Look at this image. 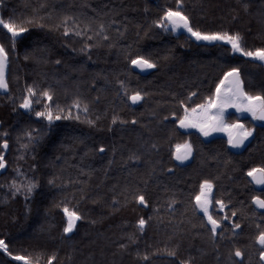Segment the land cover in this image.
<instances>
[{"label": "trees", "instance_id": "obj_1", "mask_svg": "<svg viewBox=\"0 0 264 264\" xmlns=\"http://www.w3.org/2000/svg\"><path fill=\"white\" fill-rule=\"evenodd\" d=\"M167 7L175 9V0H0V17L34 20L23 24L28 31L16 38L14 50L0 26V44L8 53V91L0 94V134L7 132L8 140L7 149L0 148L6 161L0 169V239L13 256H39L40 264L50 255L53 264H180L189 258L191 264H262L264 246L256 237L264 231V211L251 198L264 199V190L253 189L247 171L264 167V124L245 120L253 135L234 151L223 137L207 142L177 120L184 106L213 96L233 67L245 91L264 95V65L233 53L227 42L196 41L183 30L158 28L154 21ZM181 10L194 28L238 32L246 49L264 47V0H183ZM65 15L75 18L67 26L83 36L64 35ZM101 23L104 31L97 35ZM85 44L92 47L81 51ZM137 55L150 57L156 68L139 73L130 63ZM28 85L38 93L31 111L19 107ZM44 89L63 116L74 99L81 109L72 107V118L49 125L35 116L44 110ZM125 89L127 95L140 91L143 99L133 104ZM190 93L196 95L189 99ZM185 140L194 152L186 167L172 155ZM205 179L213 183V201L225 204L222 211L212 208L214 218L229 217L221 219L215 242L195 208ZM13 181H34L37 187L26 199L23 189L13 195ZM140 194L146 206L135 199ZM65 204L82 217L69 234L62 231ZM141 217L147 222L143 232ZM234 223L240 224L236 231ZM0 264L22 263L0 251Z\"/></svg>", "mask_w": 264, "mask_h": 264}, {"label": "snow or ice", "instance_id": "obj_2", "mask_svg": "<svg viewBox=\"0 0 264 264\" xmlns=\"http://www.w3.org/2000/svg\"><path fill=\"white\" fill-rule=\"evenodd\" d=\"M176 8L167 7L164 9L163 14L154 21L155 26L163 29L166 32L176 33L178 30L183 29L187 32L190 37L194 38L196 41H225L228 45L231 46V51L233 53H240L243 57L252 58L253 61L259 62L264 65V47H257L255 49H246L242 43V36L238 32L230 33L228 31H202L199 28H194L190 17L185 14L181 9L183 7V0H175ZM40 7H44V5H40ZM245 10L248 9V5H244ZM35 11V9H34ZM264 14V13H262ZM72 20L75 24V18L65 15L63 17L62 23L64 25V35L68 36L70 33H74L77 36H83L84 32L69 28L68 22ZM34 22L33 19H26L22 23H17L12 17L8 19H4L0 17V26L7 30L12 38V47L15 49V40L16 38L28 31L23 24H32ZM39 23V21H35ZM78 28V25H77ZM86 30L91 31V25L85 26ZM104 31V25L101 23L99 25V32L97 35H102ZM104 40H107V36H102ZM91 39V37H89ZM91 44H85L81 51H86L91 48ZM27 59V57H25ZM8 62V53L3 44H0V89L7 90L8 82L5 77V69ZM59 63V61H57ZM130 63L137 68L140 69H154L156 68V64L150 57H145L141 55L135 56V58H131ZM123 86V82H121ZM223 86V87H222ZM125 94L127 95V89H125ZM38 93L34 86L28 85L25 88V93L23 95L22 102L19 104L21 109L31 111L35 98ZM195 93L189 94V99L195 96ZM39 96L45 98L44 110L36 111L35 116L38 118L45 119L49 125L53 123V121L60 120L62 118H72L71 108L75 107L76 109H81L82 105L79 98L74 99L72 101V105L69 107V111L67 116H63L62 113L64 109L59 105L55 110L51 107V102L53 100V95L48 89H44L39 92ZM127 99L132 103H136L143 99L140 91H134L131 95H127ZM180 104L183 105L184 102L180 101ZM229 107L235 108L238 113H248L251 115L253 120L264 121V95L256 94L253 95L244 90V82L240 77V70L238 68H230L228 71L224 72L223 77L220 79L219 83L216 85V90L213 96H209L206 98V102L202 104H197L195 107L188 108L187 106L183 107V115L180 116L177 120L179 126L181 128H197L200 133L204 136L210 135L211 132L222 130L228 133V144L232 147H239L242 145L245 140H247L250 136L253 135L254 129L246 127L240 119L238 118L233 123H227L225 120V112ZM15 111V109H14ZM83 112H88V105H83ZM175 115V113H173ZM75 119L79 120L80 116L76 115ZM118 117L113 116L112 122L115 123ZM135 123V119L132 121ZM87 123L94 124L95 122L92 120H88ZM29 141L32 139L31 132H27ZM7 136V132L0 134V148L7 149L8 140L4 137ZM22 147H26V145H21ZM99 152L103 153L105 148L101 145L98 149ZM193 153L192 144L185 140L183 143H177L175 145V151H173L172 155L177 161H185L187 160ZM135 158V157H133ZM111 163V161L109 162ZM6 167V161L4 159V152L0 151V169ZM247 176L251 177L252 182L257 185H264V167H253L247 171ZM52 183V181H49ZM14 189L13 195L16 192H20L22 189L25 193V197L27 199L33 192V189L37 187V184L33 182H29L25 185H17L15 181L10 185ZM199 192L194 197L195 199V208L203 213V216L206 218L207 224L210 225V233L213 242H215V238L218 232V227L221 224V219H229L228 216H224L221 219L214 218L211 208L217 207L219 210H223L225 208V204L222 200L213 201V183L210 180H203L199 185ZM135 199L142 205H147V200L143 194L135 196ZM253 203L258 206L260 209H264V199L260 196L252 197ZM172 203H175L173 201ZM171 207V204H169ZM63 213L66 218V224L63 227V233L69 234L72 233L76 227L77 221L82 219L80 214L76 210L69 209L67 204L63 206ZM235 215V212L232 213ZM151 219V217H149ZM146 220L141 217L137 224L139 226V230L143 232L144 227L146 225ZM203 223V221H202ZM233 229L240 228V224L234 223L232 224ZM222 236V233H221ZM256 241L264 246V231L259 232L256 237ZM120 248H125V244L119 245ZM0 249L3 250L9 257H12L14 261L22 262V264H40L41 257H32L30 255H21L16 254L13 256V253L8 250V245L4 239H0ZM168 254L170 256L175 257L176 252L174 250H169ZM139 255V253H138ZM262 264H264V251L259 253ZM235 256L241 257L242 252L239 249L235 250ZM147 259V256L144 257ZM55 260V255H50L47 257L46 264H53ZM180 264H191V258L180 261Z\"/></svg>", "mask_w": 264, "mask_h": 264}, {"label": "flooded vegetation", "instance_id": "obj_3", "mask_svg": "<svg viewBox=\"0 0 264 264\" xmlns=\"http://www.w3.org/2000/svg\"><path fill=\"white\" fill-rule=\"evenodd\" d=\"M7 93V92H6ZM5 94V93H4ZM239 118V116H238V114H237V112L235 111V108H233V109H231V111L229 112V114L226 116V121L227 122H229V123H233V122H235L237 119ZM240 119V118H239ZM247 119H250L251 121H253V122H255V123H261V124H264V123H262V122H260L259 120H253L252 119V117H251V115L250 114H248V113H246V117H244L243 119H240V121L243 123V124H245V120H247ZM179 125V124H178ZM245 126H246V124H245ZM180 127V126H179ZM181 128V127H180ZM184 131H191V130H193L191 127H189V128H182ZM194 131V130H193ZM217 136H220V137H223L225 140H226V142H227V146L229 147V144H228V136H224V135H218V134H214V135H212L210 138H204V137H202L205 141H211L214 137H217ZM249 139V138H248ZM248 139L246 140V142H245V144L247 143V141H248ZM244 144V145H245ZM244 145L239 149V150H241L243 147H244ZM239 150H237V151H239ZM194 161V152L192 153V155L187 159V160H185V161H177L176 160V163L177 164H179L180 166H188L189 164H191L192 162ZM248 180H249V182L251 183V185H252V187H253V189L256 191V192H261V191H263L264 190V187L263 188H261V189H256L255 188V186H254V184L251 182V180H250V177L248 176ZM255 196H259V195H255ZM261 197V196H260ZM262 198V197H261ZM263 199V198H262ZM251 203H252V198H251ZM253 205V204H252ZM231 219H233V218H231ZM227 219H223V221H226ZM220 228H221V224H220ZM219 228V229H220Z\"/></svg>", "mask_w": 264, "mask_h": 264}, {"label": "water", "instance_id": "obj_4", "mask_svg": "<svg viewBox=\"0 0 264 264\" xmlns=\"http://www.w3.org/2000/svg\"><path fill=\"white\" fill-rule=\"evenodd\" d=\"M181 30H183V29H181ZM184 31V30H183ZM187 33V32H186ZM133 68L135 69V70H137L139 73H141V74H145L147 71H148V69H140V68H137L136 66H134L133 65ZM8 91V89L7 90H4V89H0V94H4V93H6ZM140 101H138V102H136V103H133V104H137V103H139ZM236 111V110H235ZM237 112V111H236ZM237 114H238V116H239V118L240 119H243L244 117H246V113H238L237 112ZM260 121V120H259ZM260 122H262V123H264V121H260ZM245 142H246V140H245ZM245 142L242 144V145H240L239 147H232L231 145H229V148L231 149V150H234V151H237V150H239L244 144H245ZM250 180H251V177H250ZM251 182H252V180H251ZM253 184H254V186H255V188L256 189H261V188H263L264 187V185H257V184H255L254 182H252ZM252 204H253V207L256 209V210H258V211H264V209H260L258 206H256L254 203H253V201H252ZM219 228H220V225H219V227H218V230H219ZM236 230H238V229H234V231H236ZM257 244H259L258 242H257ZM260 245V244H259Z\"/></svg>", "mask_w": 264, "mask_h": 264}, {"label": "rangeland", "instance_id": "obj_5", "mask_svg": "<svg viewBox=\"0 0 264 264\" xmlns=\"http://www.w3.org/2000/svg\"><path fill=\"white\" fill-rule=\"evenodd\" d=\"M72 12V11H71ZM70 13V12H69ZM90 18L87 17V20L89 21ZM179 31V30H178ZM203 42H208V41H203ZM215 42V41H214ZM225 42V41H223ZM240 54V53H239ZM252 59V58H251ZM223 87V86H222ZM231 109H233L232 107H229L228 109H226V112H225V120H226V116L229 114V112L231 111ZM227 122V121H226ZM229 123V122H227ZM192 128V127H191ZM194 131L198 132L202 137L204 138H210L212 135L214 134H218V135H224V136H228V133L226 131H222V130H217V131H213L210 133V135L208 136H204L200 133L199 129L197 128H192ZM213 208V207H212ZM212 208L210 210H212ZM201 212V211H200ZM203 214V213H202ZM263 251H264V247H263ZM22 263V262H20Z\"/></svg>", "mask_w": 264, "mask_h": 264}]
</instances>
